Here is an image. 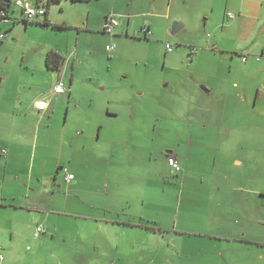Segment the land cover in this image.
I'll list each match as a JSON object with an SVG mask.
<instances>
[{
    "label": "crops",
    "instance_id": "0c3cea01",
    "mask_svg": "<svg viewBox=\"0 0 264 264\" xmlns=\"http://www.w3.org/2000/svg\"><path fill=\"white\" fill-rule=\"evenodd\" d=\"M10 1L11 8L14 2L19 9V17H11L10 9L9 18L3 23L12 21L13 27L21 23L24 24L25 29L32 28L33 33L37 34L44 43L42 55L46 57L47 53L53 51L64 59L58 72L50 71L45 65L47 73L51 74L48 79V88L50 90L52 88L51 94L48 95L44 91L40 93V98L33 94L35 109L33 112L41 115L49 111V103L42 97L45 94L52 99L67 95L65 101L71 103L72 86L80 79L76 74L77 69L83 71L89 65L82 60L84 52L79 50L80 41L83 37L85 46L88 38L100 34L99 27H103L108 14L104 13L99 20H89L78 25L77 22L52 20L50 8L62 2L76 4L82 3L83 0H62L58 4L49 5L48 8L46 0ZM93 1L100 0L85 2ZM181 1L188 6L194 19L197 18L199 21V29L195 35L197 42L193 44L195 46L193 59L186 65L183 58L178 59L173 55V48L171 52L167 49L166 52H160L156 58L149 49L143 53L132 52V57L144 61L145 67L149 66L150 70L146 72L144 81L142 77L134 74L131 87L140 91L138 95L142 97L146 91L155 95L163 83H166L168 88H172L174 81L178 79L192 83L195 73L183 76L180 74V69L195 66L194 57H198L199 51H202L205 54L208 70L203 67V72L198 75L201 90H194L193 87L191 89L192 92L201 94L199 97L201 107L197 110L202 119V126L200 135L194 134V137L201 136L209 128L208 142L216 143L217 137L213 130L216 121L213 120V112L217 110L219 100L232 94L242 103L238 109L259 110L264 107V0ZM18 2L24 6L38 4L47 13L49 25L46 27L37 25L43 22L44 17L37 18L35 23L25 24L22 21V9L17 5ZM173 2L174 0H158L156 8L165 9V12L156 16L155 20L147 21V26L141 29L143 38L139 33L131 32L130 21L123 26L119 23L110 40L122 39L123 42L111 45L114 47L111 51L106 50L109 45L105 46V50L109 52L108 61L119 55L120 47L124 49L123 45L127 46L129 43L139 44L138 46L144 48H149L153 44H163L168 36L166 27L171 21L179 25L175 34L188 28L186 22L190 19L188 16L190 13L182 16L175 14L173 17L171 11L176 10ZM136 16L139 17L140 14ZM11 27L5 32H1L0 29V34L8 38ZM75 29L80 35L76 48L71 52L70 37L65 41V49L59 38L65 31ZM159 30L162 34L158 36ZM146 31L150 34L148 35ZM153 38L155 40H152ZM103 51L101 47L90 51L91 66H87L89 68L87 74L90 76L84 78L95 92H99L100 87L102 90H112L108 77H104L102 71L96 67L98 62L102 64ZM161 65L164 70L169 69L171 74L161 75L160 71H154ZM38 68L42 71V66ZM108 69L110 71V66ZM68 71H70V80L67 85L65 78ZM0 77L1 87L4 76ZM59 80L63 82L67 91L56 96L53 89ZM37 85V82H33L29 86L31 89L29 92L32 93V88ZM121 92L118 90L116 96H124ZM79 104L75 110H79ZM90 104L92 108L94 107L90 109L92 115L100 118L103 115L109 118L118 116V113L113 112L101 97L94 95ZM55 108V112L60 109L59 102ZM73 109L69 107L68 113ZM132 110L134 111V107ZM253 112L252 110V113L247 114L248 119L254 116ZM29 114V111L24 113L27 118ZM79 115L81 118L82 112ZM261 116L264 117V112H261ZM49 118L54 120V117ZM15 123L16 110L0 103V150L5 151L4 155H0V157L5 156L0 166L3 164L7 167V171H0V257L2 258L0 264H208L212 256L221 258L226 256L220 264H264V202L258 201L257 207L252 208L249 198L252 193L262 196L261 192L240 188L234 183L178 186L167 182L153 186L148 183L149 181L127 177L122 173V171H138L136 168L138 156H131L130 169L123 170L122 163L115 164L117 158L112 151L89 153L86 166H74L71 163L70 168H67L62 158L64 137L58 146L60 153L51 161L50 166L44 161L37 162L34 151L27 165L15 170L25 172H12L10 179H7L9 171H13L9 169V165L14 153L11 144ZM98 125L100 130L105 127L103 122ZM219 129L221 131L223 128ZM255 129L254 121L247 123L241 126L238 135H242L243 139H257L258 143H261L264 141V130L258 128L259 134H254ZM219 134L226 136L227 133L221 131ZM194 137L191 133L186 144L185 158H180L184 153L178 151V154H175L177 151L174 150L166 151L164 154L165 161L167 159L165 155L168 153L169 156L178 159L182 169L180 173L184 176L201 174V171L192 170L190 166V154L199 157V152H191L193 141L196 142L198 139ZM98 138L100 139V136ZM222 142L223 139L218 140V143ZM109 143L120 144L115 140H109ZM74 156L75 153L72 159ZM235 164L240 165L239 162ZM212 170L231 171L228 164L223 165L221 170L215 168ZM59 173H62L63 177L66 173L74 176L72 182L67 183L65 180L64 182L72 190L71 194H75L76 202L63 201L51 190V193L47 194L46 189H50L48 178L52 176L54 181H57ZM124 177L130 179L132 183L128 184ZM87 178L90 183L89 189H82ZM223 178L230 180L226 175ZM57 188L59 189L60 186L58 185ZM79 192L90 195V198L79 199L81 195H78ZM241 193L245 195L241 196ZM33 195L38 196V199L31 200ZM59 199L63 202L65 210L61 209ZM67 206L70 207L71 214H66ZM253 222L256 228L248 232L246 225ZM38 228H42L40 234L43 235L33 238V233Z\"/></svg>",
    "mask_w": 264,
    "mask_h": 264
},
{
    "label": "rangeland",
    "instance_id": "374dc122",
    "mask_svg": "<svg viewBox=\"0 0 264 264\" xmlns=\"http://www.w3.org/2000/svg\"><path fill=\"white\" fill-rule=\"evenodd\" d=\"M85 1L76 4L62 2L51 6L50 13L52 12V14L50 18L57 22H77L78 25H81L89 20H99L104 13H107V17H115L122 26L130 21L131 32L141 35V29L147 26L148 20H155L156 16L165 12V9L156 8L158 0H100L91 3ZM173 3L176 8V10L172 9L171 11L173 17L175 14L182 16L190 13L188 6L184 5L181 0H174ZM136 14H140V16L138 17ZM10 16L19 17V9L14 2ZM188 16H190L189 21L186 22L188 28L180 30L175 35L171 34V29L175 23L171 21L167 25L168 36L163 44L156 45L152 43L153 45L149 48H144L138 46L139 44L129 43L127 46L123 45L124 49L120 47L119 55L110 61H108L109 52L105 50V46H111L117 44V42L121 43L123 42L122 39L111 41L113 35L100 33L95 35L94 38H88V42L84 46V38L82 37L79 50L84 52L82 60L89 64L88 67L91 66L90 51L98 50L100 47L104 49L105 52L103 51L101 57L102 64L100 65L98 62L96 67L102 71L101 74L104 77H108L112 90H102V87H100L99 92H95L90 88L88 82L84 81V78L90 76V74H87L89 68L86 66L83 71H80L79 68L76 74L80 79L75 82L74 87L72 86L71 103L65 101L67 95L52 99L45 94L42 97L49 103V111L41 115L33 112L35 110L33 97L35 95L40 98V93L44 91L50 95L52 90V88L51 90L48 88V79L51 74L47 73L45 55L41 54L44 43L37 34L33 33L32 28L25 29L24 24L20 23L13 27L12 21L8 23L0 22L1 32H5L7 28L12 26L8 38L0 40V76H4L0 87V103L16 110V123L13 128V141L11 144L14 153L9 165V169L13 171H9L7 179H10L12 172H25L15 170H20L23 166H26L30 155H34V151L37 162L39 160L44 161L50 166L51 161L55 160L60 153L58 146L62 137H64L62 158L67 168H70L71 163L74 166H86L89 153L95 151L108 153L112 151L117 158L115 164L122 163L123 170L130 169L129 160L131 156H138L139 160L136 165L138 171H122V173L127 177H136L144 182L149 181L148 183L153 186L163 185L167 182L178 186L198 183H234L240 188L259 191L264 196V141L261 144L258 143L257 139H243L242 135H238L241 126L253 123V121L256 126L253 131L254 134H259L258 128L264 130V117L261 116L264 107L263 109L259 108V110L252 109L254 116L248 119L247 114L252 113V110L247 108L238 109L239 106H242V103L238 100L239 98L237 99L232 94L219 100L217 110L215 109L213 112V120L216 121V124L213 125L217 137L216 143L208 142L210 140L209 128L201 136H196L198 139L192 143L191 152H199V157L196 158V156L190 154V166H192V170L201 171V174L194 173L190 176H184L183 173H175L167 165V159L166 161L163 159L166 151L173 150L177 151L175 154H178V151L181 154L184 153L180 158H185L186 144L189 142L190 134L192 133L193 137L194 134L200 135L202 119L197 108L201 107L199 98L201 94L196 91L192 92L191 89L193 87L194 90H201L198 75L203 72V67L208 70L205 63V54L202 51H199L198 57H194L195 66L180 69V74L183 76L195 73L192 83L178 79L174 81L172 88H168L166 83H163L158 93L153 95L146 91L142 97L138 95L140 91L131 87L134 74L142 77L144 81L147 76L145 75L146 72L150 70L149 66L145 67L144 61L132 57V52L143 53L149 49L153 57L156 58L160 52H166V42H169L168 44L173 47V55L176 58H183L186 65L191 62L195 50L193 44L197 42L195 35L199 29V21L197 18L194 19L192 13ZM180 24L183 25V23ZM101 29L99 27V31ZM157 33L158 36L162 34L160 30ZM79 35L76 29L61 34L59 39L63 43V48H66L65 41L70 37L69 51L72 52L77 46ZM141 38H143L142 35ZM152 40H155V38ZM38 65L42 66V71L39 70ZM154 71H160L161 75H164V73L165 75L171 74L169 69L164 70L162 65L155 68ZM69 76L70 71L66 73L67 85L70 80ZM152 81L155 84L154 78ZM33 82H37L38 85L34 86L32 93H30L29 86ZM60 82L62 81L60 80ZM118 90L122 91L121 93L124 96L117 97ZM94 95L103 98L105 104L113 112H117L118 116L109 118L103 115L100 118L97 115L90 114V109L94 108L90 104ZM58 102L60 103V109L55 112V106ZM80 102L82 103L79 104ZM78 104L80 108L75 110ZM69 107L74 109L68 113ZM133 107L134 111L132 110ZM52 110L54 113L51 112ZM27 111L30 112L28 118L24 115ZM81 112L82 117L80 118L79 114ZM49 117H54V120ZM101 122L105 123V127L100 130L98 124ZM219 128H223L221 131L227 133L226 136L219 134L221 132ZM237 138L240 140H236ZM220 139H223L222 143H218ZM109 140H115L120 144H110ZM74 153L75 156L72 159ZM4 157H0V162L3 163ZM236 162H239L240 165H236ZM221 163L223 164L221 165ZM225 164H228L231 171L212 170L213 168L221 170ZM205 169L207 171H204ZM0 171H7V167L1 164ZM173 173H175L174 176ZM225 175L230 180H225L223 178ZM127 177H124L126 182L131 184L132 182ZM48 179L50 189H46L47 194L56 192L63 201L69 203L77 201L75 194H71L72 190L69 185L67 186L64 182L62 173L58 174L57 181H54L52 176ZM58 185L60 186L59 189L57 188ZM89 186L90 183L87 178L82 189H89ZM79 194H81L79 199L87 200L90 198V195L80 192ZM242 195L245 194L241 193ZM262 196L253 193L249 195L252 208L257 207L258 201L264 202ZM32 197L31 200L38 199V196L33 195ZM40 199L43 198L40 197ZM60 202L61 209L65 210L63 202L61 200ZM66 214H71L69 206L66 208ZM240 222H242V219H240ZM246 228L250 232L252 229L255 230L256 225L253 222L246 225ZM36 230L33 233V238L37 237L35 236ZM225 258L226 256L223 258L212 256L208 260V264H220Z\"/></svg>",
    "mask_w": 264,
    "mask_h": 264
},
{
    "label": "built area",
    "instance_id": "2783aa9c",
    "mask_svg": "<svg viewBox=\"0 0 264 264\" xmlns=\"http://www.w3.org/2000/svg\"><path fill=\"white\" fill-rule=\"evenodd\" d=\"M17 5L22 9L23 11V19L28 21V22H33L35 21L37 18L42 17L45 14V11L41 8V7H36V6H24L21 2H18ZM6 20H8V18L3 19L1 22H6ZM119 25L118 20L113 17V16H109L107 17L103 27H102V31L107 34V35H113L114 29ZM146 33L149 35L150 32L146 31ZM4 38L3 34H0V40ZM113 46H108L106 47L107 51H111L113 50ZM172 46L167 44L166 45V49L168 52L172 51ZM195 51V50H194ZM193 51V52H194ZM66 88L63 84V82H60V80L56 83V85L54 86L53 89V93L54 95H62L66 92ZM5 151H1L0 150V155H4ZM167 165L169 166V168L174 171L175 173H180L182 171L181 169V165L180 162L178 161V159L175 156H169L167 158ZM74 176L71 174L66 173L64 175V180L67 183L72 182ZM42 232L41 228H38L36 230L35 236H38L40 233ZM2 258L0 257V260Z\"/></svg>",
    "mask_w": 264,
    "mask_h": 264
},
{
    "label": "trees",
    "instance_id": "16d2710c",
    "mask_svg": "<svg viewBox=\"0 0 264 264\" xmlns=\"http://www.w3.org/2000/svg\"><path fill=\"white\" fill-rule=\"evenodd\" d=\"M46 1H47V8H48L49 5L58 4L62 0H46ZM70 1H75V0H70ZM10 6H11V1L10 0H0V22L3 19L9 18L8 14H9L10 9H11ZM36 7H39V5L37 4ZM21 14H22V17H23V11H21ZM42 17H44L43 22L39 23L37 25L45 26V27L48 26L49 22L47 20V13H45ZM16 21H18V20H16ZM22 21L25 24L35 23L34 21L33 22H28V21H26L24 19H22ZM57 28L62 29V27H57ZM100 32H101V34H105L102 30ZM63 62H64L63 57L60 54H58L56 52H53V51L47 53V55L45 57V65H46V67L50 71H53V72H58L60 70V68L62 67ZM151 229L155 230L154 228H151Z\"/></svg>",
    "mask_w": 264,
    "mask_h": 264
},
{
    "label": "water",
    "instance_id": "95a60500",
    "mask_svg": "<svg viewBox=\"0 0 264 264\" xmlns=\"http://www.w3.org/2000/svg\"><path fill=\"white\" fill-rule=\"evenodd\" d=\"M178 28H179L178 24L173 25L172 30H171V34L172 35L175 34L177 32Z\"/></svg>",
    "mask_w": 264,
    "mask_h": 264
},
{
    "label": "flooded vegetation",
    "instance_id": "af4514ba",
    "mask_svg": "<svg viewBox=\"0 0 264 264\" xmlns=\"http://www.w3.org/2000/svg\"><path fill=\"white\" fill-rule=\"evenodd\" d=\"M167 158L169 157V153L165 155Z\"/></svg>",
    "mask_w": 264,
    "mask_h": 264
},
{
    "label": "clouds",
    "instance_id": "9594fccd",
    "mask_svg": "<svg viewBox=\"0 0 264 264\" xmlns=\"http://www.w3.org/2000/svg\"><path fill=\"white\" fill-rule=\"evenodd\" d=\"M40 7V6H39Z\"/></svg>",
    "mask_w": 264,
    "mask_h": 264
}]
</instances>
